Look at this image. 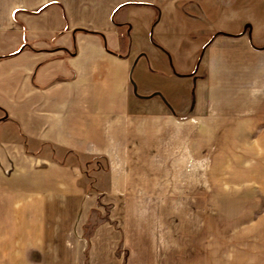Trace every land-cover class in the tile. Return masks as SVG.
I'll list each match as a JSON object with an SVG mask.
<instances>
[{"label":"crops","instance_id":"obj_1","mask_svg":"<svg viewBox=\"0 0 264 264\" xmlns=\"http://www.w3.org/2000/svg\"><path fill=\"white\" fill-rule=\"evenodd\" d=\"M210 113L264 198V0H0V264H122L133 152Z\"/></svg>","mask_w":264,"mask_h":264},{"label":"rangeland","instance_id":"obj_2","mask_svg":"<svg viewBox=\"0 0 264 264\" xmlns=\"http://www.w3.org/2000/svg\"><path fill=\"white\" fill-rule=\"evenodd\" d=\"M169 121L133 152L122 264L263 263L264 198L241 190L224 128L212 113Z\"/></svg>","mask_w":264,"mask_h":264},{"label":"trees","instance_id":"obj_3","mask_svg":"<svg viewBox=\"0 0 264 264\" xmlns=\"http://www.w3.org/2000/svg\"><path fill=\"white\" fill-rule=\"evenodd\" d=\"M122 39H126L129 40V35L128 33H124V35L122 36ZM21 49V48H20ZM126 55V54H125Z\"/></svg>","mask_w":264,"mask_h":264}]
</instances>
